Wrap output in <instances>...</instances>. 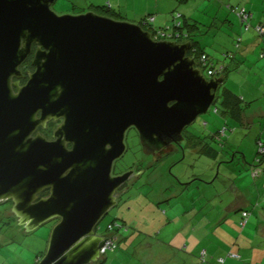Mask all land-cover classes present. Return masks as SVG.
Segmentation results:
<instances>
[{"label":"water","instance_id":"water-1","mask_svg":"<svg viewBox=\"0 0 264 264\" xmlns=\"http://www.w3.org/2000/svg\"><path fill=\"white\" fill-rule=\"evenodd\" d=\"M55 1L0 0V203L12 200L26 231L59 220L38 264H94L107 243L99 223L134 174L112 176L126 133L160 154L208 113L225 79L203 74L191 41L155 40L94 11L58 15ZM34 44L35 70L20 86ZM57 118L54 141L33 136Z\"/></svg>","mask_w":264,"mask_h":264},{"label":"rangeland","instance_id":"rangeland-1","mask_svg":"<svg viewBox=\"0 0 264 264\" xmlns=\"http://www.w3.org/2000/svg\"><path fill=\"white\" fill-rule=\"evenodd\" d=\"M257 1L253 0L255 4H260ZM108 2L109 0H56L51 9L58 15H78L92 10L106 16L98 7L106 6ZM244 2L245 0H111V6L121 13L116 20L131 23L138 21L137 15L140 13L158 8L161 14L157 16L166 18L158 24H163L162 29L169 33L175 30L176 24L185 26L187 22L189 25H197V29L192 30L191 34L198 42L199 49L209 56L210 63L218 70L224 66L229 70L220 90L226 88L240 97H245L246 102H253V107L245 108L244 111V115L249 117L261 108L264 109V77L259 74L262 65L260 61L264 56L257 50L246 62L241 58L237 62L232 59L242 46L244 39L240 45L236 41L241 38L240 31L245 32V29L242 26L239 31L241 20L230 7L238 4L247 7ZM251 25L254 26L255 21ZM145 28L149 29L146 26ZM183 31L189 30L184 28ZM247 33V38L250 35H259L254 28ZM226 54L230 57H225ZM202 72L207 78H211L205 69ZM248 90L250 94H247ZM260 122L256 118L249 126L242 127L237 120L224 114L221 99H217L208 113L199 116L187 129L206 141L211 134L220 132V136L211 143L221 154L217 159L200 154H187L183 159V153H171L158 161L152 157L151 189L137 188L139 185L134 186L128 180L131 191L125 197L131 201L124 199L126 203L112 208L99 223L98 235H110L108 226L113 222L118 227L112 234L113 249L94 264H186L188 262L182 260L184 252L190 253V250L183 249L186 244L201 248L207 246L216 236L234 243L236 235L242 230L239 225L240 212L235 214V220L232 217L224 220L217 214L231 202L230 189L238 174L247 168L253 172L259 164L257 160H264L259 155L257 144L258 138L264 132V125L261 126ZM222 130H225L226 135H221ZM125 143L127 150L118 160L117 172L142 167L140 158L146 157L139 148L140 140L134 129L126 133ZM261 167L259 166L260 169ZM195 179L197 180L194 181ZM194 191L197 193L193 195ZM189 195H193L191 200ZM169 198L171 200L168 202H160ZM193 198L196 199L197 207L203 206L206 216L204 226L198 225L195 220L199 212L193 217V222L190 216L188 219L183 216L182 210L192 205ZM201 199L203 201L200 203ZM222 199L225 201L221 202ZM6 207L7 205H0V212ZM258 208L252 209L256 222L252 221L255 226L250 237H257L256 225L264 221L259 215L260 208L264 209V205ZM221 222L227 224V227L224 224L218 226ZM55 225L56 221L51 220L33 231H26L15 222V217L0 214V264H38L46 253ZM194 226L197 228L196 232L193 231ZM233 231L236 233L232 236ZM255 242H260V239L256 238L252 244ZM251 250L255 253V263L264 262L262 247L256 244ZM202 252L198 255L200 261ZM113 261L115 262L112 263Z\"/></svg>","mask_w":264,"mask_h":264},{"label":"crops","instance_id":"crops-1","mask_svg":"<svg viewBox=\"0 0 264 264\" xmlns=\"http://www.w3.org/2000/svg\"><path fill=\"white\" fill-rule=\"evenodd\" d=\"M257 2H259L260 4H255L253 0H245L244 3L247 4L246 6L247 7L249 6V8L241 7L242 5H239V4L236 5L235 7L232 6V8H247L248 10H250V12L253 15V19L251 20V23L255 21V25L262 24L264 26V0H258ZM89 11H92V10H89ZM85 12L86 11H83L82 13H85ZM157 14L158 15L161 14L158 8L155 9L154 11L148 10V11L142 12L139 15H137L138 21H135V23L138 24L142 22V20L145 19L146 17L152 16L154 17V21L151 23V27L155 29H162L163 24L160 25L158 24V22L166 18L157 16ZM123 20H129V19H123ZM241 23L239 25V31L241 27L243 26L241 25ZM250 31L251 29H249L248 31L245 30V32L240 31V37L241 39H244V40H243L241 48L238 51H236L237 53L233 55L232 59H236L234 60L235 62L238 61L237 60L238 58H241L242 60L246 62L248 59H250L251 57L255 55L257 50H260V54H264V39H262L259 35H256V34L255 36L250 35L247 38V36L245 35L249 34L247 32H250ZM260 63H262V65H260L259 74L264 77V59L260 61ZM221 93H222V90L219 91V94ZM247 94H250V90H248ZM240 99L243 101V104L241 105V109H240L241 114L239 113L236 117L232 116V118L237 120L242 127L249 126L253 122V120L258 118L261 120L260 122L261 126H263L264 125V109L261 108L260 111H256L254 114H251L248 117L244 115V111H246L245 108H248V109L252 108L254 104H252L253 102H246L245 97H240ZM261 135L262 137H259L258 139H261L263 141L264 132H262ZM203 147H204L203 145L199 146L198 150L202 151L201 149H203ZM215 151L217 152L215 155V158L217 159L218 155L221 154V152L218 150H215ZM200 155L210 157L209 155H206V154H200ZM260 166H262L260 169V175L257 177H254L252 175L250 168H247L242 173L240 172V174H238L235 180V183L233 182L234 185L230 189L232 191V196L230 197L231 202H229L228 205H225L224 208L220 210L221 212L217 214L219 216H222L224 220H226L225 218L229 220L231 217L233 218V220H235L236 218L235 214L237 212H240V219H239V225H240L241 220H242V213L244 211H248L250 213V217L248 218V221L245 227H241L243 232L241 230L239 234L237 233L238 235H236L234 243H231L230 240L224 237L218 238L216 235H214L216 237L213 238V240L207 246L204 245L201 248H199L198 246L194 247V245L186 244L185 246H183V249L190 250L189 251L190 253L184 252V258L182 259L184 260V262H188L189 264H203L198 259V255L202 251H205L207 258L205 257L206 263L204 264H208V263L218 264V260L220 258H224L225 261L223 264H264V262L255 263V257H254L255 253L253 250H251L253 246H256V244L257 246L262 247L264 249V221L256 225L257 237L253 235L250 237V232H252V230L254 229V226H255L254 222H256L253 219L252 209L257 210L259 209L258 208L259 206L264 205V160L262 161ZM252 179H254V182H252L253 181ZM182 186H186V185H182ZM195 193L197 192L194 191L193 195ZM192 196L189 195L190 200ZM196 199H198L197 195H196ZM196 199L193 198L191 201L192 205L189 206V208H187L188 207L187 206L185 210H182V213L185 218L188 219L190 216L191 217L190 219L192 220V222L196 220L198 225L204 226L205 225L204 218L206 216L203 213V206L197 207L195 205ZM169 200H171V198L165 199L160 202H168ZM182 201L184 202V200ZM201 201H203V199L200 200V203ZM222 201H225V200L222 199L221 202ZM168 204L170 206V203ZM207 206L208 205H206V207ZM260 209H261V212H259V215L264 219V209L262 208ZM198 212L199 214L197 215ZM194 216H196L195 220H193ZM221 224H224L227 227V224H225L224 222L219 223L218 226H221ZM193 231L194 232L197 231V228L195 226L193 227ZM235 233L236 231H233L232 236L235 235ZM256 238L260 239V242H255L253 245L252 241H255ZM244 244H247V245H244ZM168 247H171V246H168ZM179 250L182 251L181 249ZM231 254H236L238 258H232ZM195 255H197L196 259H195ZM162 261H166V260H162ZM114 262L115 261H113L112 263Z\"/></svg>","mask_w":264,"mask_h":264},{"label":"flooded vegetation","instance_id":"flooded-vegetation-1","mask_svg":"<svg viewBox=\"0 0 264 264\" xmlns=\"http://www.w3.org/2000/svg\"><path fill=\"white\" fill-rule=\"evenodd\" d=\"M36 50H37V46L34 44L32 46V54H31V56L20 67V70L22 71L23 75L25 76V77H23L22 79L19 80V85L20 86H24L27 83V81H28L27 73L28 72H33L35 70V68L32 66V60H33V57H34V55L36 53ZM29 63H30V65H28ZM17 81H18L17 79H14V82H17ZM41 114H42L41 112L38 113L37 118H40ZM63 122H64L63 118L52 119V120L48 121L45 126L40 125L37 128V130L35 131V133L33 134V136L35 137L37 135H40L43 138L47 139L48 141H54L56 139L54 137L55 133L57 132L58 128L63 124ZM132 129H134V128H132ZM137 135H138V133H137ZM190 135H194V134L191 133L188 129H185L184 132H183V140L181 142H179V143L174 144L173 146H169L168 149H166L165 151H161L160 154L153 153V147H151V143H146V142L142 143L140 141L139 148L141 149V152L146 156L144 158H140V160H141L140 161V166H142V167H140V168L137 167L136 169L135 168H130V169H128L126 171H123V172H117V163H118V160L121 159L120 158V159H117L116 161H114L113 170H112V176H114V177L115 176H119V175L124 174L127 171L133 170L134 174L130 177L129 181H132L133 182L132 184H134V186L139 185L137 188H141V187L146 188V187H148L149 189H151V160H152V157H155L156 161H158L160 159L162 160L164 157L170 155L171 153H183V156H184V157H182L183 159H185L187 157V154L198 155V151H199L198 148H199L200 145L195 143V141L191 140ZM224 135H226V132L224 133ZM224 135H222V136H224ZM194 136H196V135H194ZM138 138H139V135H138ZM209 139L210 138H208V141H210ZM214 141H212V142H214ZM67 147H68V149H72L73 145L72 144H68ZM163 152L167 153V155L162 157V155L164 154ZM160 155H161L162 158H158ZM261 163H262V160H261V162H259V164L257 166H255V168H259ZM128 182L123 184L120 188H118V190L116 192L118 205L120 203H126L128 201V199H129L128 197H125V195L128 192L131 191V187L128 185ZM166 188L167 187H165V189ZM125 191H127L126 194H124ZM49 195H50V189H45L39 195L38 199L46 198ZM124 199H127V201H124ZM129 201H131V200L129 199ZM0 205H7V207L5 209H3L0 212V214L3 215V216L7 215V216H10V217L11 216L15 217V222L18 223V219L16 218L15 214L13 213V205H14V203L12 202V200L3 201V202L0 203ZM54 220L56 221V224L59 222L58 219H54ZM110 225H114V224H110ZM109 226H108V229H109ZM114 232H115V229L113 231H110V233H112V234Z\"/></svg>","mask_w":264,"mask_h":264},{"label":"trees","instance_id":"trees-1","mask_svg":"<svg viewBox=\"0 0 264 264\" xmlns=\"http://www.w3.org/2000/svg\"><path fill=\"white\" fill-rule=\"evenodd\" d=\"M99 9H101L103 12H105L107 15V17H111V18H115V19H117L118 17H120V14L117 12V11H115L112 7L111 8H109L108 7V5H106V6H102V7H98ZM149 18H154V17H152V16H149V17H146L145 19H143L142 20V22H140V23H138L139 25H141L145 30H147V31H149V32H151L152 34H154V32L156 31V30H164V29H155V28H152L151 27V23L152 22H149L148 21V19ZM253 19V18H252ZM145 26L146 27H148L149 29H146L145 28ZM256 26V25H255ZM255 26H251L249 29H251V28H254ZM243 27H244V29L246 30V31H248L249 29H246L245 27L246 26H244L243 25ZM184 28H188V32H185V31H183V29ZM194 29H197V25H189L187 22L185 23V26H182V25H176L175 26V30L174 31H178V32H181L182 33V35H184V36H182V39L181 40H179V41H182V42H184V41H191L192 42V49L189 51V53H188V55L189 56H191V57H193V58H195V60L197 61V62H199V60H200V58L202 57V56H205L206 57V59L209 61V63L211 62V60H210V58H209V56L206 54V53H204V51H202V50H200L199 49V44H198V42H196L194 39H193V36H192V34H191V32H192V30H194ZM262 38V37H261ZM262 39H264V38H262ZM242 42V39L241 38H239V41H236V43L237 44H239L240 45V43ZM225 57H230V55L229 54H226L225 55ZM233 58V57H232ZM212 64V63H211ZM28 65H30V63L28 64ZM213 65V64H212ZM213 70H215V71H217L218 73L217 74H215L214 76H212V77H221V78H224L225 80H226V76H227V74L229 73V70H228V68L227 67H223V68H221L220 70H218L214 65L211 67ZM206 72H207V70H206ZM208 75V74H207ZM209 76V75H208ZM217 99H221V102H222V106H223V109H224V114H226V115H228V116H230V117H232V116H234V117H236L239 113L241 114V111H240V109H241V105L243 104V101L240 99V97L238 96V95H236L235 93H233L232 91H230V90H228V89H226V88H224L223 90H222V93L221 94H219L218 93V95H217ZM240 107V108H239ZM241 117H242V115H241ZM220 133V132H219ZM219 133H217V134H211L210 135V141H206V140H202L201 138H199L198 136H194V135H190V137H191V140H193V141H195V143H197L198 145H203L204 147H203V149H201L202 151H198V154H206V155H209L210 157H214L215 158V155H216V149H214L213 148V145H212V143H211V141H214V140H216L219 136H220V134ZM219 134V135H218ZM207 138H209V137H207ZM259 142H262L263 144H264V142L261 140V139H258V143ZM257 143V144H258ZM259 155H260V153H259ZM264 159V158H263ZM263 161V160H262ZM222 163H224V162H222ZM113 224L115 225V222H113ZM117 230V229H116ZM119 232V231H118ZM114 239V238H113ZM101 260V259H100Z\"/></svg>","mask_w":264,"mask_h":264},{"label":"built area","instance_id":"built-area-1","mask_svg":"<svg viewBox=\"0 0 264 264\" xmlns=\"http://www.w3.org/2000/svg\"><path fill=\"white\" fill-rule=\"evenodd\" d=\"M107 5L109 8L112 7L111 6V0H109ZM230 10L240 18L242 24L244 26H246L245 27L246 29H249L252 26L251 20L253 18V15L247 8H232V7H230ZM148 21L153 22L154 18H149ZM176 25L178 26L179 24H176ZM254 29L256 30V32L259 34L260 37L264 38V26L263 25L258 24L254 27ZM152 35H153V38L155 40H168V41H176V42H179V40L182 39V36H184V35H182L181 32L173 31V32L169 33L167 30H156L154 32V34H152ZM262 56H264V54H262ZM212 66L213 65L211 63H209V61L206 59L205 56H202L200 58L199 62H197V67L201 70L202 69L207 70V74L209 75V77H212L218 73L217 71H215L211 68ZM224 133H225V130H222V135H224ZM258 147H259L260 155L264 157V144L262 142H259ZM257 162L259 163V162H261V160L258 159ZM252 175L254 177L259 176L260 175V168H254ZM249 217H250V213L248 211H244L242 213V220L240 223L241 227H245ZM116 227H118L116 224L110 225L109 231H113ZM105 236L107 238V243L100 252L101 257L104 256L108 251L113 249V240L114 239L112 237V233H110V235H105ZM205 256H206V253H205V251H203L202 255H201V262L203 264L206 263ZM231 257L232 258H238V256L236 254H231ZM224 261H225L224 258H220L218 260V264H223Z\"/></svg>","mask_w":264,"mask_h":264},{"label":"bare ground","instance_id":"bare-ground-1","mask_svg":"<svg viewBox=\"0 0 264 264\" xmlns=\"http://www.w3.org/2000/svg\"><path fill=\"white\" fill-rule=\"evenodd\" d=\"M211 78H221V77H211ZM211 78H208V79H211ZM217 112V110H216ZM222 134V133H221ZM113 237V236H112ZM106 255V254H105ZM100 259H101V255H100Z\"/></svg>","mask_w":264,"mask_h":264}]
</instances>
